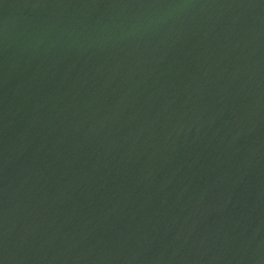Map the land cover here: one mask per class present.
I'll list each match as a JSON object with an SVG mask.
<instances>
[{"label":"water","instance_id":"obj_1","mask_svg":"<svg viewBox=\"0 0 264 264\" xmlns=\"http://www.w3.org/2000/svg\"><path fill=\"white\" fill-rule=\"evenodd\" d=\"M0 264H264V0H0Z\"/></svg>","mask_w":264,"mask_h":264}]
</instances>
